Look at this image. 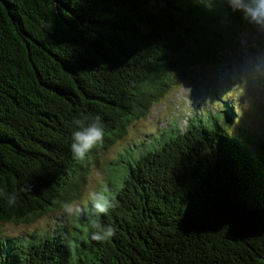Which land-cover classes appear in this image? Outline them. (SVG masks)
Returning <instances> with one entry per match:
<instances>
[{
    "label": "trees",
    "instance_id": "16d2710c",
    "mask_svg": "<svg viewBox=\"0 0 264 264\" xmlns=\"http://www.w3.org/2000/svg\"><path fill=\"white\" fill-rule=\"evenodd\" d=\"M249 26L221 0H0V225L65 214L91 161L167 80L235 47ZM225 96L107 160L98 192L115 207L99 223L110 238H91L88 197L52 229L0 227V264H264V137L232 127L242 108ZM81 116L99 117L105 138L78 161Z\"/></svg>",
    "mask_w": 264,
    "mask_h": 264
},
{
    "label": "rangeland",
    "instance_id": "374dc122",
    "mask_svg": "<svg viewBox=\"0 0 264 264\" xmlns=\"http://www.w3.org/2000/svg\"><path fill=\"white\" fill-rule=\"evenodd\" d=\"M238 39L235 47L220 50L213 60L175 72L167 80L166 91L151 104L148 112L131 123L124 137L99 161H91L83 177L79 178L83 190L76 203L85 205L88 193L98 192L105 184L107 160L121 147L129 146L133 141L150 139L156 131L169 125L175 127L180 123L184 127L186 116L193 118L197 114L219 110L217 103L224 101L227 94L237 100V108L241 106V110L238 108L239 117H246V123L238 117L230 126L249 129L256 139L264 137V33L250 25ZM67 216L54 213L28 225L5 223L0 227L7 234L20 235L39 227L52 229Z\"/></svg>",
    "mask_w": 264,
    "mask_h": 264
},
{
    "label": "clouds",
    "instance_id": "9594fccd",
    "mask_svg": "<svg viewBox=\"0 0 264 264\" xmlns=\"http://www.w3.org/2000/svg\"><path fill=\"white\" fill-rule=\"evenodd\" d=\"M232 13L240 14L244 21L252 25L256 31L264 33V0H221ZM74 130L71 133L70 151L74 159L84 160L90 152L102 145L105 138V129L99 117L87 120L86 117L74 118ZM90 208L87 209L88 221L93 228L98 229L91 233L93 240H104L113 235L111 225H102L99 218L115 207L108 195L92 191L88 193ZM63 212L68 216L79 215L81 207L74 201L64 202L61 205Z\"/></svg>",
    "mask_w": 264,
    "mask_h": 264
}]
</instances>
